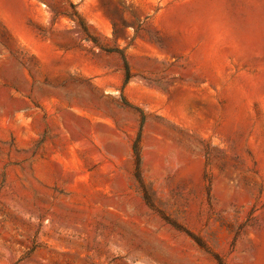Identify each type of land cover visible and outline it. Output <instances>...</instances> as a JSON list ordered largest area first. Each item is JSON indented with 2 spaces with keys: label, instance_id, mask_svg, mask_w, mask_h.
Listing matches in <instances>:
<instances>
[{
  "label": "rangeland",
  "instance_id": "obj_1",
  "mask_svg": "<svg viewBox=\"0 0 264 264\" xmlns=\"http://www.w3.org/2000/svg\"><path fill=\"white\" fill-rule=\"evenodd\" d=\"M218 260L264 264V0H0V264Z\"/></svg>",
  "mask_w": 264,
  "mask_h": 264
},
{
  "label": "trees",
  "instance_id": "obj_2",
  "mask_svg": "<svg viewBox=\"0 0 264 264\" xmlns=\"http://www.w3.org/2000/svg\"><path fill=\"white\" fill-rule=\"evenodd\" d=\"M127 75H128V72H127ZM132 151L135 157V172H136L135 177L141 183L140 175H139V168H140L139 139L134 144ZM218 264H223V263L220 260H218Z\"/></svg>",
  "mask_w": 264,
  "mask_h": 264
}]
</instances>
